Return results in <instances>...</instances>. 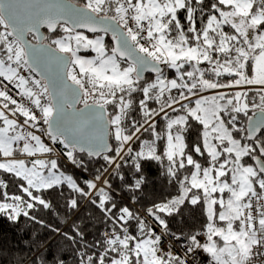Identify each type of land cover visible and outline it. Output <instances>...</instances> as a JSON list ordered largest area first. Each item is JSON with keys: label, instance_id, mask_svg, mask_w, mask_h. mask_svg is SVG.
I'll use <instances>...</instances> for the list:
<instances>
[{"label": "snow or ice", "instance_id": "obj_1", "mask_svg": "<svg viewBox=\"0 0 264 264\" xmlns=\"http://www.w3.org/2000/svg\"><path fill=\"white\" fill-rule=\"evenodd\" d=\"M58 26L66 36L39 33L40 27L57 33ZM100 33H111L114 46ZM81 50L95 58L81 57ZM0 89V156L9 161L0 170L21 192L9 193L0 180V217L10 224L23 217L58 235L70 243L74 264H264V0H84L80 7L64 0H0ZM257 109L253 120L249 113ZM241 116L248 118L246 129L237 126ZM158 118L166 122L163 134ZM149 130L155 140L133 152L131 144ZM45 136L82 171L87 166L78 152L100 158L94 181L108 191L94 181L78 186L50 158L54 148ZM156 141L163 142L159 153ZM165 158L177 196L153 203L144 216L117 203L122 197L105 176L140 190L142 161ZM129 160L140 174L134 184L121 171ZM64 185L79 194L64 205L76 215L70 231L34 214L53 213L45 193ZM85 199L109 225L94 243L86 238L92 216L81 212ZM197 206L205 216L201 229L173 233L166 217ZM165 237L180 241V248L169 247ZM49 252L32 264H67L62 249ZM6 255L0 247V264Z\"/></svg>", "mask_w": 264, "mask_h": 264}, {"label": "trees", "instance_id": "obj_2", "mask_svg": "<svg viewBox=\"0 0 264 264\" xmlns=\"http://www.w3.org/2000/svg\"><path fill=\"white\" fill-rule=\"evenodd\" d=\"M71 2L77 5H83L84 0H70ZM43 33L45 37H63V31L58 26L57 33L49 32L46 28H43ZM85 34V33H84ZM88 37H92L95 35H88ZM100 35V34H99ZM104 35L105 44L109 47L112 46V40L109 35ZM29 39L33 40L31 36ZM49 41V40H48ZM90 54V50L85 52H80V54ZM170 77L173 76V72L168 70L166 73ZM147 78H154L152 74H145L144 76ZM226 91V90H223ZM175 92V90H174ZM252 93H250V96ZM139 96L136 97L139 100ZM195 100V99H193ZM258 102V98H257ZM152 103L151 101L149 102ZM187 103V102H185ZM194 105V104H193ZM82 106V105H80ZM155 107H159V105H155ZM178 107V105H177ZM111 111V108H109ZM170 115L173 117L176 113H172L169 110ZM253 112H250L251 115ZM12 118V117H10ZM137 119H140L139 113H137ZM247 117L241 116L238 120L237 126L241 128H245V122ZM166 122L164 120L157 119V131L162 134L165 132ZM175 132V127L173 129ZM241 136L244 135L242 132ZM43 139L54 148V152L50 154V158L56 159L60 170L64 172L66 175H70L76 180L78 186L87 187V181H94V177L97 174V170L100 169L103 161L100 158L93 157L89 158L85 153H77L78 156H82L87 166V171H82L81 168H78L68 162L67 158L62 154L67 151L63 148L62 145H52L51 141L45 136ZM110 144H114V140L111 135L107 138ZM155 140V136L152 132L143 131L141 133L140 139L135 140L131 146L133 148V152L139 151L141 149L146 150L145 141L148 143H152ZM186 142H190L186 140ZM156 147L158 153L160 149L163 147V142L156 141ZM39 158L48 159L49 155L40 156ZM20 159H25L26 162L30 163V159L26 156L20 155ZM201 162H203V158H199ZM1 161H8V158H3L0 156ZM134 161L129 160L127 164L124 165L121 170L126 180L130 184H134L136 179L139 178L140 174L135 173L132 164ZM142 175L144 182L141 185L140 190L133 191L131 188L125 186V182L119 179L116 175L105 176V179L109 180L112 188L116 189L120 197L118 198L117 203H124L126 206L130 207V210L139 213L141 216L145 215V209L152 206L153 203H162L167 201L170 198H173L179 194V185L175 182H169L170 178L166 174L167 160L164 159L163 162L157 161H142ZM185 175L187 172L185 171ZM0 180H5L8 183V191L9 193L21 194L20 189L16 181L13 177L7 173H4L0 170ZM97 183V181H94ZM100 182V181H99ZM102 187L105 191H108V187L102 183ZM99 187V185L97 186ZM61 191L63 195H61ZM91 193V198H96L95 190H88ZM78 193L72 191V189L68 188L67 185H64L61 190H51V195L45 193L47 199H49L54 207L53 213H50L48 210H40L35 212L34 214L39 218L43 219L45 222L49 224H53L62 231H70V226L73 220L76 219V215H73L70 211H68L64 205L66 203L67 198L69 197H78ZM135 197V199H132ZM0 201H2V197H0ZM88 209L86 213L83 212L84 209ZM81 212L83 215H91L92 220L87 229V240L90 243H94L98 239L103 238V233L109 228V225L103 223L102 214L96 209L95 206L90 205L87 199L83 200L81 204ZM166 219L170 222L169 226L173 233L176 235H180L181 233L188 234L197 230H200L204 221L205 216L202 210L197 206L196 209H185L183 216H177L175 219L170 217H166ZM152 221L149 220V224ZM43 244V247H38L37 243H34V239ZM0 247L7 249V255L5 256V264H32L33 259L39 255L40 253H44L45 255L50 257L49 248H60L62 249V254L66 259L67 264H74V253L72 251V247L69 242L63 241L58 235L50 234L48 231L42 229L39 225H34L29 221H26L25 218H21V223L18 225L10 224L6 219L0 217Z\"/></svg>", "mask_w": 264, "mask_h": 264}, {"label": "water", "instance_id": "obj_3", "mask_svg": "<svg viewBox=\"0 0 264 264\" xmlns=\"http://www.w3.org/2000/svg\"><path fill=\"white\" fill-rule=\"evenodd\" d=\"M64 2L65 3H67V4H69V5H74V6H76V7H80L81 5H77V4H75V3H73V2H71L70 0H64ZM70 26V25H69ZM43 28H45V27H40L39 28V33L41 34V36L42 37H45V34L43 33ZM47 29V28H46ZM77 31H79V32H82V33H85V34H88V35H96V34H93V33H88L85 29H77ZM100 34H103V33H100ZM107 35H109L110 36V38H111V33H108ZM29 36H31V35H28V36H26V39H28L31 43H33V44H36L37 43V41L34 39V41H32L31 39H29ZM33 37V36H32ZM44 40V39H43ZM42 40V41H43ZM112 40V39H111ZM41 41V43H43ZM114 41H112V46H114ZM43 44H47V43H43ZM85 50H81L80 52H84ZM145 74H152V75H155L154 73H148V72H145L143 75L145 76ZM39 78V77H38ZM77 107H83V105L82 106H80V105H77ZM255 111V114L254 113H252L250 116H252V118H253V120H255L257 117H258V115H259V112H258V109L257 110H254ZM248 127V118H247V120H246V122H245V129ZM85 154H87V153H85Z\"/></svg>", "mask_w": 264, "mask_h": 264}, {"label": "built area", "instance_id": "obj_4", "mask_svg": "<svg viewBox=\"0 0 264 264\" xmlns=\"http://www.w3.org/2000/svg\"><path fill=\"white\" fill-rule=\"evenodd\" d=\"M25 75H27V73H25ZM35 75V74H33ZM38 78V77H36ZM11 87V86H9ZM2 90V89H0ZM11 95H13V98L17 99L18 101L21 100L20 96L18 95V91L16 89H12V92L10 93ZM82 105V104H81ZM46 127V126H45ZM39 134V133H38ZM98 185V183H97ZM154 230L159 233L160 232V229L159 228H154ZM165 242L166 244L169 246V247H172V248H175V249H179L180 246H181V242L180 241H176V240H173V239H170L168 237H165Z\"/></svg>", "mask_w": 264, "mask_h": 264}, {"label": "rangeland", "instance_id": "obj_5", "mask_svg": "<svg viewBox=\"0 0 264 264\" xmlns=\"http://www.w3.org/2000/svg\"><path fill=\"white\" fill-rule=\"evenodd\" d=\"M67 34L66 33H64L63 32V34H62V36L64 37V36H66ZM100 35H102V34H100ZM87 36V35H86ZM104 36V35H103ZM89 38H95V36H92V37H89ZM104 42H105V38H104ZM91 53L90 54H86V53H83V54H78V55H80L81 57H84V58H89V59H94L95 58V53L94 52H92V51H90ZM227 91V90H226ZM212 94H214V93H212V92H207V93H204V95H208V96H210V95H212ZM193 99H195V97H193ZM194 106V105H193ZM5 162H9V161H1L0 163H5ZM97 183H98V185H99V187H102V183L101 182H99V181H97ZM97 185V186H98ZM215 195H219L218 193L217 194H215Z\"/></svg>", "mask_w": 264, "mask_h": 264}, {"label": "flooded vegetation", "instance_id": "obj_6", "mask_svg": "<svg viewBox=\"0 0 264 264\" xmlns=\"http://www.w3.org/2000/svg\"><path fill=\"white\" fill-rule=\"evenodd\" d=\"M84 34V33H83ZM84 35H86V34H84ZM32 37V36H31ZM33 38V37H32ZM32 41H34V39L32 40ZM43 43H49V41L47 40V39H44L43 41H42ZM85 52V51H84ZM78 54H80V52L78 53Z\"/></svg>", "mask_w": 264, "mask_h": 264}]
</instances>
